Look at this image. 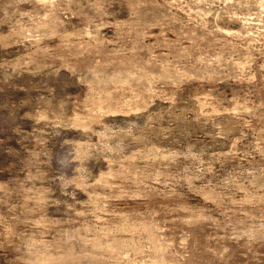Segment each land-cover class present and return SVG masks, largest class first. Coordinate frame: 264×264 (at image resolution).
<instances>
[{"label": "rangeland", "instance_id": "374dc122", "mask_svg": "<svg viewBox=\"0 0 264 264\" xmlns=\"http://www.w3.org/2000/svg\"><path fill=\"white\" fill-rule=\"evenodd\" d=\"M0 264H264V0H0Z\"/></svg>", "mask_w": 264, "mask_h": 264}]
</instances>
